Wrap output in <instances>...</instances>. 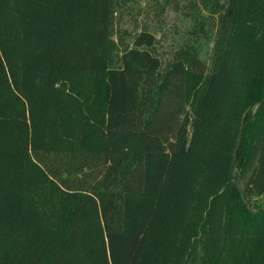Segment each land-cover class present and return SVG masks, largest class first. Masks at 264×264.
<instances>
[{
	"label": "trees",
	"instance_id": "obj_1",
	"mask_svg": "<svg viewBox=\"0 0 264 264\" xmlns=\"http://www.w3.org/2000/svg\"><path fill=\"white\" fill-rule=\"evenodd\" d=\"M115 2L0 0V264H264V0H201L209 66L113 63Z\"/></svg>",
	"mask_w": 264,
	"mask_h": 264
},
{
	"label": "rangeland",
	"instance_id": "obj_2",
	"mask_svg": "<svg viewBox=\"0 0 264 264\" xmlns=\"http://www.w3.org/2000/svg\"><path fill=\"white\" fill-rule=\"evenodd\" d=\"M199 20H203L204 30L199 33L196 44L201 58L209 66L218 21L201 0H116L112 25L116 48L111 52V61L119 63L121 50L132 45L141 30L153 32L157 52L163 58L170 57L174 50L193 41L192 30Z\"/></svg>",
	"mask_w": 264,
	"mask_h": 264
},
{
	"label": "water",
	"instance_id": "obj_3",
	"mask_svg": "<svg viewBox=\"0 0 264 264\" xmlns=\"http://www.w3.org/2000/svg\"><path fill=\"white\" fill-rule=\"evenodd\" d=\"M263 101H264V98L262 99V101H260L259 105H261L263 103ZM259 105H258V107H259ZM242 138H243V128H241V130L239 132L236 148H235L234 153H233L232 165H234L236 162L237 154H238V150L240 148L241 142H242Z\"/></svg>",
	"mask_w": 264,
	"mask_h": 264
}]
</instances>
